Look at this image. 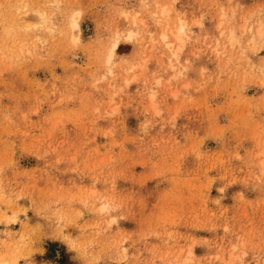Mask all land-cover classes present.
I'll return each instance as SVG.
<instances>
[{
	"label": "rangeland",
	"instance_id": "rangeland-1",
	"mask_svg": "<svg viewBox=\"0 0 264 264\" xmlns=\"http://www.w3.org/2000/svg\"><path fill=\"white\" fill-rule=\"evenodd\" d=\"M0 264H264V0H0Z\"/></svg>",
	"mask_w": 264,
	"mask_h": 264
},
{
	"label": "bare ground",
	"instance_id": "bare-ground-1",
	"mask_svg": "<svg viewBox=\"0 0 264 264\" xmlns=\"http://www.w3.org/2000/svg\"><path fill=\"white\" fill-rule=\"evenodd\" d=\"M136 16V15H135ZM127 17V16H126ZM133 17V18H132ZM131 18L132 19H130L131 21H130V24L131 25H134L135 24V22H136V18L134 17V16H132ZM151 21H152V23H154L155 25L156 24H158V26L159 25H161V23H160V19H159V17H157L156 16V14L155 13H153L152 15H151ZM70 25H71V28L74 30H78V15H74L72 18H71V22H70ZM126 26V25H125ZM162 26V25H161ZM161 26H160V28H161ZM134 27H135V25H134ZM156 27V26H155ZM178 31V30H177ZM163 32V31H162ZM170 32V31H169ZM130 33V32H129ZM171 33V32H170ZM177 33V32H176ZM176 33H175V35H176ZM133 35V34H132ZM174 35V34H173ZM174 35V36H175ZM178 35V34H177ZM163 38H166V36H163ZM130 39V38H129ZM128 39V40H129ZM174 39H176V37L174 38ZM178 40V39H177ZM170 45V44H169ZM117 46H118V44H117V42H114V44L112 45V48H111V50H110V54L112 55V54H114V51L117 49Z\"/></svg>",
	"mask_w": 264,
	"mask_h": 264
}]
</instances>
